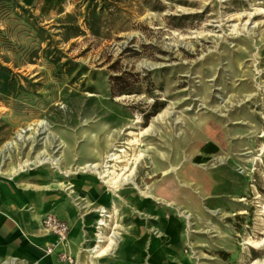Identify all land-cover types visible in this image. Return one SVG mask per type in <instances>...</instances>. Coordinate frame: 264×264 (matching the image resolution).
Masks as SVG:
<instances>
[{
  "label": "rangeland",
  "instance_id": "374dc122",
  "mask_svg": "<svg viewBox=\"0 0 264 264\" xmlns=\"http://www.w3.org/2000/svg\"><path fill=\"white\" fill-rule=\"evenodd\" d=\"M102 1L0 0V151L26 130L0 178L62 194L63 203L78 211L75 222H83L75 229L84 227L89 235L96 214L80 209L84 198L77 191L83 186L76 183L75 193L67 189L79 177L91 178L77 168L99 161L90 152L94 145L103 155L105 144L114 140L131 160L143 150L145 161L136 178L144 192L161 181V173H153L149 164L159 162L154 152L160 150L176 160L181 181L199 184L205 206L221 211L220 218L205 213L204 222L194 219L187 235L174 209L187 207L195 216L202 204L175 175H169L161 193L147 192L153 200L121 190L104 232L114 229L125 241L97 264H124V254L135 251L145 258L141 264H170L169 259L153 261L152 255L169 250L164 242H171L161 234L173 220L184 229L172 243L177 264L264 262V247H254L264 243V0H116L107 3L113 15L103 11L104 25L95 37L84 21ZM247 14L254 15L245 24ZM234 58L241 67L231 63ZM238 89L244 93L239 103L231 101ZM41 122L51 137L74 147L76 161L68 152L58 153L57 167L29 166L10 175L7 167L29 154L28 138L42 137L36 134ZM146 129L149 133L138 138ZM138 139L141 148L132 144ZM198 156L203 161H196ZM161 163L166 168L169 162ZM125 164L124 159L120 167ZM65 171L72 176L65 177ZM84 187L89 192L87 183ZM88 198L96 204L100 197ZM211 229L217 233L200 232ZM84 238L78 246L81 263L88 255L82 250ZM125 246L132 248L125 251Z\"/></svg>",
  "mask_w": 264,
  "mask_h": 264
},
{
  "label": "bare ground",
  "instance_id": "6f19581e",
  "mask_svg": "<svg viewBox=\"0 0 264 264\" xmlns=\"http://www.w3.org/2000/svg\"><path fill=\"white\" fill-rule=\"evenodd\" d=\"M253 15L247 14L245 16V18H247V21L245 22V24H247L248 20H250V18ZM242 18H243V15L239 16L238 20H241ZM231 63H233L236 68L241 67V62L239 59L234 58V59H232ZM240 73H242V71H240L238 73V76H240ZM242 94H244V93L241 89H238L237 91H232L231 101L234 100V102L239 103L240 102L239 97ZM30 130H31L30 127H28L27 131H30ZM149 131H150V129H148V130L146 129L144 132L143 131L139 132L138 138L140 137V139H141L143 137V135L145 133H149ZM25 132H26V130H20L16 134L15 140L12 142H9L0 151V177H4V175L6 174L5 170H3V166L6 164V161H9V162L12 161L11 155H12V153H14L15 143H16V141L20 142L23 139V134ZM36 134L38 137L39 136H42V137L40 139L28 138V140L30 141L29 154L26 155L25 157H23L22 159H20L18 164L9 165L7 167L8 173L10 175L15 176V175H17V173H20L23 170H25L26 168H29V166L39 167V166H42L44 164H50L52 166L57 167L62 160V155L65 152H68L73 157V160L76 161V155L72 154L74 147H72L71 145H69L68 143H66L63 140H56V138L51 137L50 133H49V128L43 122L38 124V129L36 130ZM38 143H40V145H42V150L36 148ZM132 144L133 145L136 144V146L138 145V146H140V148L143 147L142 141L139 139L135 140L134 143L132 142ZM98 146H99V144H97V145L95 144L94 147L90 150V152H91V154H93V157H99V161L97 163H95V162L84 163L83 165H81L77 168V171L79 173H83V174L86 173V174L91 176L92 181L90 183H87V185L89 187V192L93 193L97 189H99L98 185H103V186H105V190H104L105 193L107 192V193H109V195L116 198V197H118V195H117L118 192H120L121 190H124V189H126V187H128V188H131L133 190L138 191L140 194L139 196L141 198H143L145 200H153V199H155V196H153L147 192H149L151 189H153V190L159 189V191H162V189L168 188L167 186L163 187L162 186L163 183L166 182L169 175H175V178L178 180L179 185L181 187L189 188L198 197V199L200 201L199 203L202 204V211L199 212V210L196 209L195 210V216H194V214L191 213V211L187 207L177 206L174 209L175 212L177 213V216L179 218L183 219V221L186 223V226H187L186 234L187 235L192 233L191 227L194 225V223H193L194 219H196V221H199L202 223L204 222L205 213H207L208 216L216 217L217 219L220 218L221 211L211 210L205 206V204H204L205 198L200 194L201 188L199 187L198 183H195V182L194 183H192V182L188 183V182L180 180L177 164H175L176 160L174 159L173 161H170L168 155L165 152H162L160 150H155L154 156L159 159V162H157V161L155 162L154 159L149 160V164H151V167H152L151 169H152L153 173H157V172L161 173V181L155 185L145 186V190H147V191L144 192L141 189L139 190V184H138L137 178H136V169H137L138 165H140V164L142 165V163L145 161L144 151L143 150L139 151V154L136 155V158L133 159V157H132L133 160H131L129 158L127 159L128 156L125 154L124 150H122V149L117 150V146H116V143L114 142V140L110 144H107V143L105 144V150L102 153L103 155H100L101 153L98 150ZM202 146L203 145H200V147L198 146L199 150L201 149ZM58 153H61L62 155L58 156L57 155ZM124 159L126 161V164L124 166L120 167V164L123 163ZM176 159H177V157H176ZM200 160H202L200 156L196 157V161H200ZM164 161L169 162L166 168H162L161 162H164ZM196 167L199 168V166H196ZM204 170L205 169H203L202 171H204ZM64 174H65V177H67V178L72 176V173L70 171H65ZM71 184L72 183H70V181H69L68 184H63L62 188L66 190V188ZM71 188H74V190L72 192L75 193L78 189V185H76V183L72 184V186H70L67 189V191ZM159 191H157V192L159 193ZM196 196H194V197H196ZM242 201L243 200H240L239 202H242ZM82 203H83V207L80 209L84 210V213L86 212L87 215L95 213L96 215L94 218H91L92 222H91L90 227L92 228V230L89 233L90 239L85 241V245L82 249L83 252H87V254H88L87 260L85 263H81L79 261L78 264H97V261L99 262V260L101 258L106 256L108 254V251H110L109 252L110 255L112 253H114V251L117 248L118 242H120L121 240L125 241V239H123L121 236L115 234L114 229L110 228L108 234H105V232H104V228L108 227L109 222L111 220H113V217L115 216V214L117 212V206H116V203L113 202V204L111 206L112 210H107L104 205H101L98 203L92 204L87 199H83ZM197 206H199V205H197ZM197 206H196V208H197ZM238 214H242V213H238ZM33 218H34V215H33ZM158 219L160 220V217H158ZM115 227H117V226H115ZM76 229H80V228L78 227ZM36 230L38 231L37 236H39V237H41V236L45 237L48 235V233L46 231H44V230L42 231V229H40V228H37ZM77 231L78 230H76L75 233H77ZM200 232L217 233V231H212V229L210 231L209 230H205V231L201 230ZM161 236L164 238H169V236L165 235L164 233L161 234ZM248 245H250V244H248ZM254 247L262 248V247H264V243L262 245L255 244ZM131 253H133V252H131ZM47 255L48 254H45V256H47ZM49 258H50V255H49ZM136 258L139 259L140 256H137ZM47 260H49V259H47ZM158 260H160V259H158ZM16 262L17 261L14 262L12 260V261L4 262L3 264H23V262H19V263H16ZM250 264H264V262L252 261V262H250Z\"/></svg>",
  "mask_w": 264,
  "mask_h": 264
},
{
  "label": "crops",
  "instance_id": "0c3cea01",
  "mask_svg": "<svg viewBox=\"0 0 264 264\" xmlns=\"http://www.w3.org/2000/svg\"><path fill=\"white\" fill-rule=\"evenodd\" d=\"M5 180L9 181L11 178H0V264L12 260L14 262L17 261L16 263L23 262V264H66L59 261V257L62 253L70 256L76 261V264H78L79 261L82 260V256L78 251V246L79 244L84 243V237L87 236L88 240L90 239L88 234L85 235L84 227L75 229V225L83 223L80 219L75 222V218L77 217L76 213L78 211L65 205L63 203L65 199L64 196L62 194L53 195V193H51L52 189H49L50 187L48 186L43 187L42 189L29 184L19 185L18 187V183H13V185L12 183L5 182ZM77 180L78 181L74 182V184L79 183L83 186L77 191V195H80L84 199L86 198L89 202H91L88 198L89 194H94L100 197L97 200L98 204L104 206L108 205V202L111 200L112 206L113 202H115L113 200L117 199L109 195L107 192L106 195L102 185H98L99 189H97V191L88 193V191L85 190L84 185L92 180L90 177H79ZM48 190L51 192L47 193ZM124 190L125 194L132 195L131 188L126 187ZM38 191L42 194H37ZM161 192L162 191H160V193ZM108 195L111 198L108 197ZM101 196L106 197L103 198ZM52 211L53 214L50 215L57 217L69 226V235L67 245L64 247H57L54 252L50 254L49 258V255L45 256V250L55 244L56 238L50 234L45 237H39L37 236L38 231L36 229L40 228L42 231L44 230L41 221L44 216L49 215V212ZM126 212L127 211H125L126 216L129 217ZM88 218H86V220L84 219L86 224L83 225L86 228L90 226ZM147 218L148 217H146V219ZM127 219L126 223L128 224ZM69 224L72 225V228H70ZM76 230H78L77 233H75ZM182 231L184 232L183 228ZM182 231L180 224L177 223V221L173 220L171 222H167L163 227V233L169 236L166 240L171 243L169 244L168 242H164V246L169 250L167 252L155 251L152 255V260L156 261L158 259H169L171 260L170 264H177V262H175L176 259L174 255L176 249L172 243ZM74 241L76 242L75 247L73 244ZM131 248L132 247L130 246H125V251ZM134 253L135 255L140 256L139 260L135 259V256H132ZM132 254H124V264H141L145 259L143 254L136 253V251ZM153 263L156 264L155 262Z\"/></svg>",
  "mask_w": 264,
  "mask_h": 264
},
{
  "label": "built area",
  "instance_id": "2783aa9c",
  "mask_svg": "<svg viewBox=\"0 0 264 264\" xmlns=\"http://www.w3.org/2000/svg\"><path fill=\"white\" fill-rule=\"evenodd\" d=\"M41 224L44 231H46L50 235H53L56 238L55 244L45 250L46 254L50 255L54 252L57 247H64L67 245L69 226L65 222L49 214L43 217ZM60 259L62 261H66L68 264L74 263V260L64 253L60 255Z\"/></svg>",
  "mask_w": 264,
  "mask_h": 264
},
{
  "label": "trees",
  "instance_id": "16d2710c",
  "mask_svg": "<svg viewBox=\"0 0 264 264\" xmlns=\"http://www.w3.org/2000/svg\"><path fill=\"white\" fill-rule=\"evenodd\" d=\"M93 1V0H91ZM110 2V4H113V2H116V0H103L102 1V4L101 6H99V4L95 3L91 9H89V12L88 14L85 16V26H86V29L89 31V33L92 35V36H95V37H98L100 35V31L103 27V11L104 10H107L108 9V5L107 3ZM99 7V9H98ZM98 10V11H97ZM109 13L108 15L109 16H112L113 15V12H111V9H108ZM77 32H79V35H82L84 34L82 31H80V29H77ZM114 81L115 80H120V78L118 77H115V79H113ZM125 90L124 89H120L119 90V94H124ZM222 258H226V254L224 253H219Z\"/></svg>",
  "mask_w": 264,
  "mask_h": 264
}]
</instances>
